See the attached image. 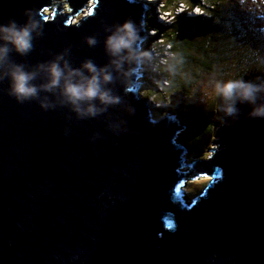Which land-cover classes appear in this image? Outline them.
I'll return each instance as SVG.
<instances>
[{"label": "water", "instance_id": "95a60500", "mask_svg": "<svg viewBox=\"0 0 264 264\" xmlns=\"http://www.w3.org/2000/svg\"><path fill=\"white\" fill-rule=\"evenodd\" d=\"M90 1L0 0V23H23L30 9L43 25L12 60L31 69L67 48L74 67L107 64L105 27L127 19L145 42L139 0ZM125 70L110 85L121 104L86 120L19 104L0 82V264H264V119L241 105L215 128L213 152L189 163L184 119L157 117L140 93L147 74ZM119 121L127 130L115 134ZM202 174L208 184L190 197L184 184Z\"/></svg>", "mask_w": 264, "mask_h": 264}, {"label": "clouds", "instance_id": "9594fccd", "mask_svg": "<svg viewBox=\"0 0 264 264\" xmlns=\"http://www.w3.org/2000/svg\"><path fill=\"white\" fill-rule=\"evenodd\" d=\"M24 15L23 23L14 19L0 23V82L8 81L7 94L19 104L36 101L45 111L66 106L79 120L96 118L110 107L121 104V97L114 94L110 85L117 75L127 79L132 74L125 70V65L155 68L153 61L159 57L160 64L174 76L178 66L184 63L183 57L176 53L169 51L160 56L154 49L144 48L140 27L127 19L105 27L107 35L103 47L109 57L107 64L98 65L92 59H86L79 67H74L69 59L70 49L66 48L53 59L29 69L13 61L12 53L19 56L31 53L34 39L43 35V25L30 9H26ZM85 42L89 47L98 43L95 36L86 37ZM171 47V44L167 45L168 49ZM169 83L168 80L163 81L165 85ZM210 87L216 101L215 111L222 114L217 116L221 124L229 119H238L241 105L249 106L248 118L264 119V76H257L255 80L213 79ZM134 111L133 108L128 109L130 115ZM123 125L126 121L110 122L108 127L115 134H120L127 130Z\"/></svg>", "mask_w": 264, "mask_h": 264}, {"label": "trees", "instance_id": "16d2710c", "mask_svg": "<svg viewBox=\"0 0 264 264\" xmlns=\"http://www.w3.org/2000/svg\"><path fill=\"white\" fill-rule=\"evenodd\" d=\"M160 1L166 5L163 8H169L171 0ZM174 1L176 5L171 9L173 20L170 23L162 26L153 14L146 15V30L148 32L149 29H154L155 33L152 35L147 33L148 43L145 47L150 49L155 44L162 56L165 55V52L170 51L182 56L184 63L178 66L177 73L173 76L165 70V66L160 64L159 57H157L154 60V65L158 73H151L153 78L146 79L148 90L147 92L146 90L142 91L144 99L148 100L153 96H157L161 99L160 104L166 105L168 103L166 94L175 93L176 89H181L186 97L191 95L193 86L196 83V77L194 76L196 69L207 71L210 74L219 72L224 76L231 72L232 75H235L234 79L243 78L245 80L264 74V39H260L257 34H254L248 44L238 46L234 49V52L230 49L231 46H228L230 43L229 38L234 32H237L233 29V32L229 33L230 30H227L225 25L223 27V19L229 17L227 16L229 14L227 10L230 8L232 0ZM142 3L151 4L150 1H143ZM178 5L186 8L175 13L178 10ZM193 6L201 8L202 12L193 14ZM244 29L246 31V26H244ZM157 39H161L162 43L159 44ZM168 44L172 45L171 49L167 48ZM256 58H261L263 63L254 66L245 73L238 71L239 67L248 65ZM187 66H191V69H185ZM234 71L235 73H232ZM155 79L160 81V84L157 83L158 81L155 82ZM165 80L170 81V83L163 84ZM172 85L174 88H172ZM192 101L194 102V100ZM199 102L205 108L204 112L196 109L198 113H205L204 120L200 122L203 127L194 129L191 133L182 134L179 140L190 149L201 152L209 147L212 137L215 136L214 130L220 124L217 116L221 114L216 113L213 107L212 110L209 109L205 101L200 100ZM181 105L192 110V108H189V100L183 101ZM157 109L158 115H165L160 110L163 108L159 107Z\"/></svg>", "mask_w": 264, "mask_h": 264}, {"label": "rangeland", "instance_id": "374dc122", "mask_svg": "<svg viewBox=\"0 0 264 264\" xmlns=\"http://www.w3.org/2000/svg\"><path fill=\"white\" fill-rule=\"evenodd\" d=\"M143 1H149V0H139L141 9L145 11V17L146 15L150 16L153 14L157 22L162 26H164V24L166 23H170L173 20L171 9L176 5V2L174 0H171L168 9L163 8V6L165 7L166 5H164V3H162L160 0H151L150 5L145 3L142 4ZM93 2L94 1L91 0L90 4H92ZM183 8L186 7L178 5V10L175 11V13L182 11ZM197 11L198 10H196V12ZM84 13H86V8L83 12L79 13L74 18V21H77L78 18H80ZM192 13L197 14L193 11V9H192ZM227 13H229L227 15L229 17L223 19V27L225 25V28L227 30H230L229 33L233 32V29L237 31L234 32L229 38L230 43L228 44V46L229 45L231 46L230 49L232 50V52H234V49L237 48L238 46H242V44H248L254 34H257L260 39H264V0H232L230 8L227 10ZM149 22L151 23V21ZM244 26H246V31L244 29ZM240 29H242L241 32H239ZM147 33L152 35L154 34V31L149 30ZM144 41L145 42H143V47L146 48L145 45L148 43L147 42L148 38L146 37ZM157 42L161 44L162 40L157 39ZM150 49H154L155 51L157 50L158 53L160 52L158 51V48H156L155 44L152 45ZM262 63L263 61L261 58H256L254 61L249 62L248 65L239 67L238 71L245 73L254 66ZM185 69H191V66H187ZM140 71L147 74L148 78L151 77L153 78L151 73H158L156 67L153 68L151 66H145V68L140 69ZM232 73H235V71ZM226 75L227 76H224L222 75V73L219 72L210 74L207 71L196 69L194 71V76L196 77L195 78L196 83L195 86H193V93L191 95L189 96L187 95L186 97V94L181 89H176L175 93L166 94L168 99V103H166V105L163 104L161 105L160 104L161 99L157 96L155 97V100L149 98L148 100L151 104V108L157 117L162 116L157 114L158 113L157 108L161 107L163 108L160 109L162 110L161 112L166 114L168 111L173 110L175 111V113H177V115L181 116L184 119V122L187 126L185 127L184 131L179 132L178 135V140H179V137L182 134L191 133L194 129L203 127V125L200 122L204 120L205 113L203 112L205 108L201 105V102L199 101L200 100L205 101L209 109H211L212 107L215 109L216 101L212 96L210 83L213 79L228 80L235 78V75H232L231 72ZM260 75H264V74H259L258 76ZM156 77L158 78V76ZM157 81L158 80L155 79V82ZM159 82L160 81H158L157 83L160 84ZM144 88L147 92L148 90L147 81L140 84V90L142 96H143L142 91L144 90ZM172 88H174L173 85ZM187 100H189V104H190L189 108H192V110L186 109L181 105L183 101H187ZM192 100H194V102ZM196 109H200L203 112L198 113ZM214 134H215V130H214ZM214 138L215 137L213 136L212 141L209 144V147L205 148L201 152L192 150L187 146L188 153L186 155L187 156L186 161L190 163L192 159H196L198 157L204 159L207 158L209 154L213 152L211 149H213L217 145L216 143H212L214 141ZM184 169L185 170L189 169V166H185ZM210 178L211 176L202 174L196 178L188 179L184 184V189L188 193V195L192 197L198 194L208 184Z\"/></svg>", "mask_w": 264, "mask_h": 264}, {"label": "bare ground", "instance_id": "6f19581e", "mask_svg": "<svg viewBox=\"0 0 264 264\" xmlns=\"http://www.w3.org/2000/svg\"><path fill=\"white\" fill-rule=\"evenodd\" d=\"M143 4V3H142ZM155 33V32H154Z\"/></svg>", "mask_w": 264, "mask_h": 264}]
</instances>
